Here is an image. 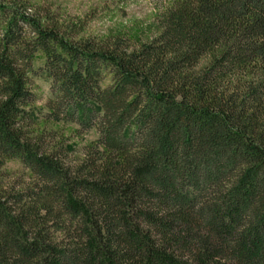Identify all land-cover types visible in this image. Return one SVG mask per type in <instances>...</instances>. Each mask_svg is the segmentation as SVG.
<instances>
[{"label":"trees","instance_id":"1","mask_svg":"<svg viewBox=\"0 0 264 264\" xmlns=\"http://www.w3.org/2000/svg\"><path fill=\"white\" fill-rule=\"evenodd\" d=\"M30 8L0 0V264H264V0H176L136 47ZM30 76L97 137L39 129Z\"/></svg>","mask_w":264,"mask_h":264},{"label":"rangeland","instance_id":"2","mask_svg":"<svg viewBox=\"0 0 264 264\" xmlns=\"http://www.w3.org/2000/svg\"><path fill=\"white\" fill-rule=\"evenodd\" d=\"M176 0H29L30 9L39 14L46 13L74 36L107 41L114 37L125 40L129 47H136L155 37L159 19ZM208 58L200 61V67ZM34 68L42 64V58L33 61ZM30 88L34 93L31 110L38 115V128L54 130L63 135L67 143L80 148L97 137L95 129L80 130L78 125L59 118L42 120L48 111L46 103L51 98L50 81L30 76ZM43 116V117H42ZM4 169L10 177L27 176L19 159L4 161Z\"/></svg>","mask_w":264,"mask_h":264}]
</instances>
